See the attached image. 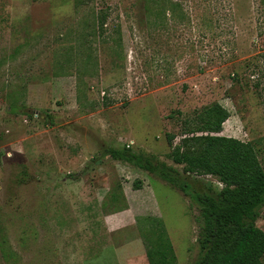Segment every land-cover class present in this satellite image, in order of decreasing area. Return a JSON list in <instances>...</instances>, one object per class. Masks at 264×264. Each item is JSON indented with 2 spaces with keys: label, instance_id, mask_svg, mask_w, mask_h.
<instances>
[{
  "label": "rangeland",
  "instance_id": "obj_1",
  "mask_svg": "<svg viewBox=\"0 0 264 264\" xmlns=\"http://www.w3.org/2000/svg\"><path fill=\"white\" fill-rule=\"evenodd\" d=\"M169 1L158 19L144 0H0V264H149L147 217L196 264L198 205L101 154L129 146L182 174L167 135L213 103L264 167V0Z\"/></svg>",
  "mask_w": 264,
  "mask_h": 264
},
{
  "label": "trees",
  "instance_id": "obj_2",
  "mask_svg": "<svg viewBox=\"0 0 264 264\" xmlns=\"http://www.w3.org/2000/svg\"><path fill=\"white\" fill-rule=\"evenodd\" d=\"M144 3L149 15L153 5H161L158 19L173 15L178 6L169 0ZM229 118L226 108L213 103L185 120L180 143L175 144L176 137L167 135L168 159L182 167V174L127 147H108L101 155L158 177L198 205L200 258L196 264H264V231L257 226L258 212L264 208V167L252 143L221 135ZM185 176H212L223 188L199 193ZM112 198L116 200L115 195ZM141 222L146 226L142 237L148 263L176 264V252L163 222L151 217L139 219ZM146 231L152 236L153 248Z\"/></svg>",
  "mask_w": 264,
  "mask_h": 264
},
{
  "label": "built area",
  "instance_id": "obj_3",
  "mask_svg": "<svg viewBox=\"0 0 264 264\" xmlns=\"http://www.w3.org/2000/svg\"><path fill=\"white\" fill-rule=\"evenodd\" d=\"M128 148H129V146H128ZM219 184H220V187L223 188V185L221 183H219Z\"/></svg>",
  "mask_w": 264,
  "mask_h": 264
},
{
  "label": "crops",
  "instance_id": "obj_4",
  "mask_svg": "<svg viewBox=\"0 0 264 264\" xmlns=\"http://www.w3.org/2000/svg\"><path fill=\"white\" fill-rule=\"evenodd\" d=\"M147 155V154H146ZM149 174V173H148Z\"/></svg>",
  "mask_w": 264,
  "mask_h": 264
}]
</instances>
